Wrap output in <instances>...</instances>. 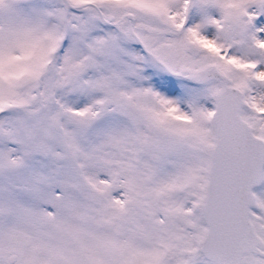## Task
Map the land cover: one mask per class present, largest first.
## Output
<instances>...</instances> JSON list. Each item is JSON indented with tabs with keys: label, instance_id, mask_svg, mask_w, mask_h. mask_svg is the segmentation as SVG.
Listing matches in <instances>:
<instances>
[{
	"label": "snow or ice",
	"instance_id": "snow-or-ice-1",
	"mask_svg": "<svg viewBox=\"0 0 264 264\" xmlns=\"http://www.w3.org/2000/svg\"><path fill=\"white\" fill-rule=\"evenodd\" d=\"M0 264H264V0H0Z\"/></svg>",
	"mask_w": 264,
	"mask_h": 264
}]
</instances>
